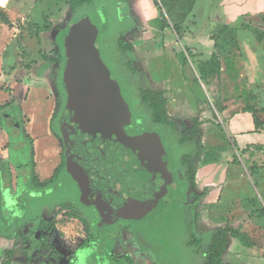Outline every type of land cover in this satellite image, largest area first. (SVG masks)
<instances>
[{
  "label": "rangeland",
  "instance_id": "374dc122",
  "mask_svg": "<svg viewBox=\"0 0 264 264\" xmlns=\"http://www.w3.org/2000/svg\"><path fill=\"white\" fill-rule=\"evenodd\" d=\"M156 1L158 4H161L159 6L161 9L158 10L160 13L162 10V15L166 18L167 23L171 24V21L181 22L183 18L189 19L191 15L189 9L193 5L192 0H168L169 4L167 3V7L165 5L163 6V0ZM168 5L171 7L172 19H170L167 13ZM0 9V13L7 18L9 17L12 22V26H8L3 24L0 18L1 104L8 101L7 99L13 91L11 84H6L8 82L1 80L3 74L16 68L20 64L22 66L36 64L38 61H41L42 53L52 55L51 59L53 61L58 59L59 52L66 54V29H68L69 24L56 37L53 52L43 51L42 44L38 38L39 33L37 28L40 25L43 27L48 26L50 24L49 19L53 16L55 17L52 21L54 27L60 29L66 25L68 18L65 15L66 12L64 9L68 8L65 1L57 3V1L10 0L7 7H0ZM130 10V3H119L117 0H95L92 6L84 7L74 17V20L79 21L85 17H89L98 27L100 37L97 47L101 51L105 63L112 69L113 77L121 83L127 96L126 98H130L132 94L128 79L133 77L136 79V82L140 77L138 91L144 92L151 89L166 93V109L169 119L175 123L178 129L185 130L187 134H183L191 140L188 142L190 147L187 149V153L195 151L197 141L209 148L211 145L213 146L217 142H220L222 140L221 138L227 139L229 136L227 121L222 117V112L220 111L229 103L244 104L240 96L242 88L251 90L256 96L252 104L257 110L258 117L264 120V82L251 87L248 85V77L243 66V58L235 52L234 46L231 43L227 44V51L230 52L227 56L231 57L230 63H233V67L229 70L226 68L223 60L227 51L219 49L217 51V57L220 59V62H216L220 63V66L217 67L216 64L212 63L211 67L204 68L203 77L199 74V65L205 60H199L197 54L192 53L193 57L189 59L187 67H181L178 64L174 54L178 53L182 47L178 41L179 39H175L174 37H172L174 39L173 41L177 40L178 44L175 46V53L172 51L166 53L167 50L164 49L165 56H163V59L148 62L138 60L137 57L133 56V53H127V58L132 61L135 69L127 70L126 72L117 68L118 50L116 42L119 38L118 36L124 35V31L132 28L135 22L129 17ZM69 18L71 19L70 16ZM44 44L45 49L50 47L48 38L45 39ZM53 63L51 79L56 84L58 83L61 66L58 60ZM162 67L165 68V72L161 70ZM145 68L146 72L144 70ZM132 71L134 73L133 75L130 74ZM39 72L40 70H36V78L42 80L44 76L37 75ZM147 74L150 76V79ZM151 81H154V83H150ZM12 82L14 83V81ZM41 86L35 85L36 92L33 97L36 103L33 104L36 107L34 105L31 107L33 109L32 113L34 114V129L36 130L34 135L37 137L36 145L38 146L41 143L49 144L46 153L55 157L60 153L61 146L53 138L46 135L48 129L47 119L49 111L52 108V101L50 97L47 99L44 94L39 93ZM147 96L150 99L155 98L152 94H147ZM23 119L26 122V118L23 117ZM218 121L221 124L218 127L219 129L216 127ZM224 145L225 149L228 150V144L224 142ZM7 146L8 135L0 127V161L7 159ZM37 146L36 150L38 149ZM183 153L184 150L182 148H177L172 153L174 158L172 164L174 168L179 166V160ZM36 158H38V168L39 151L37 152ZM47 163V173L44 175L39 170L40 177H46L50 174L54 162L49 160ZM253 183L256 184L257 189ZM240 186L244 187V189L239 190ZM252 191L259 192L264 196V191L259 183L256 182V177L253 174H251V177H242L240 181L231 180L225 188L223 195L225 196V201H227L234 199L237 195L243 197L249 196ZM6 201L7 204H0V237H6L9 231L14 226L17 227L18 224L17 222L13 224V217L17 213L14 212L12 208L14 205L10 202L8 196ZM169 208V216H164V221L159 224L156 220L154 229L152 228L150 231H147L152 238L151 242L153 244L151 248H148V250L150 249L148 252H153L155 255H158H156L159 257L158 264H204V252L208 247L206 244L209 243L211 235L205 233L197 234L196 230L192 228L190 222L192 220V212L188 206L178 208L173 204H169ZM60 216L64 217L58 222L59 241L68 244V242L71 243V239L78 240L79 236L77 234L80 232L78 225H75L76 223L72 222L65 214L61 213ZM260 217L264 219L263 216ZM259 230L261 231V228ZM190 238L196 239L193 248L192 246H188ZM69 246L70 250H74V245L69 244ZM194 248L198 256L193 254ZM18 250H21V248L18 247L12 253L15 254ZM3 252L7 255V251ZM84 257L86 256L84 255ZM96 261L97 264H108L103 260ZM111 264L124 263L111 262Z\"/></svg>",
  "mask_w": 264,
  "mask_h": 264
},
{
  "label": "flooded vegetation",
  "instance_id": "af4514ba",
  "mask_svg": "<svg viewBox=\"0 0 264 264\" xmlns=\"http://www.w3.org/2000/svg\"><path fill=\"white\" fill-rule=\"evenodd\" d=\"M130 74L133 75V71ZM138 81L133 77L128 79V84L132 94L140 97L142 91H138ZM119 85L122 94L114 114L117 128L131 138L157 134L161 139L155 142L154 135L151 136L149 148L157 149L159 144L155 152L159 162H154L150 169L141 164L134 173H106L103 167L93 168L89 164L78 163L73 174L62 130L68 92L67 103L59 120V135L51 130L53 115L59 107L56 83L57 108L46 135L59 143L61 151L52 156L53 165H57L52 176L48 181L41 182L36 173L38 149L34 138L27 133L34 140L31 144L23 133L22 121L14 111L8 109L0 112L12 123L10 132L6 131V125L1 127L8 135L5 161L10 170L7 176L10 181L2 183L1 192L4 204H7V196L13 203L12 208L17 213L13 217V224L18 223L6 237H0L8 244V258L20 253V257L29 264H97L96 260L108 264H137L136 259L141 257L145 264H158V255L148 252L153 244L147 231L156 226V220L159 224L164 221V216H169V204L178 208L188 206L192 212L198 198L191 180L196 160L186 156L190 154L187 153L189 144L179 146L183 140L191 141L184 135L187 132L178 129L170 119L173 125L160 126L153 122L146 112L135 109L131 95L126 98L120 82ZM177 148H182L184 153L179 166L174 168L172 153ZM64 162L66 168L57 172ZM32 163L35 164L33 174L29 167ZM20 177L24 180L21 187ZM60 211L78 225V240L71 239L68 244L59 241L58 222L64 217L58 214ZM195 242L196 239L190 238L188 246L193 248ZM69 244L74 245V250L69 249ZM18 247L21 250L13 254ZM31 251V256H28L27 253ZM193 254L198 256L195 248Z\"/></svg>",
  "mask_w": 264,
  "mask_h": 264
},
{
  "label": "crops",
  "instance_id": "0c3cea01",
  "mask_svg": "<svg viewBox=\"0 0 264 264\" xmlns=\"http://www.w3.org/2000/svg\"><path fill=\"white\" fill-rule=\"evenodd\" d=\"M128 3L131 8L129 17L135 22L132 28L124 31L122 37L125 43L134 46L133 56L138 60L148 62L163 59L164 49L167 50L166 53L169 51L175 53L174 49L178 44L177 40L173 41L172 37L179 39L181 49L188 48L199 56V60H207L214 51V44L210 38L212 30L218 25H224L238 29V42L248 77V85L251 87L264 82V72H262L264 71V41H260L251 29L245 28L248 26L264 33V0H197L192 14L186 20L181 38L172 29H163L160 11L154 5V0H131ZM67 8L64 9L68 18L66 25L60 29L54 27L52 21L55 17L53 16L49 19L50 29L39 32L38 38L43 51L53 52L56 37L70 23L69 16L71 15L68 5ZM47 38L50 47L45 49L44 41ZM176 54L174 56L177 60ZM46 55L51 56L48 53ZM36 70H40L37 75L44 76L42 80L36 78ZM144 70L146 72V68ZM161 70L166 71L164 67ZM52 71L53 65L41 59L29 66L20 64L1 77L3 82L11 84L13 91L8 101L0 105L16 101L22 106L27 123L26 131L35 142L37 137L33 131L34 114L31 108L33 103H36L33 97L36 92L35 85H42L39 93L44 94L47 99L50 97L52 101V108L47 119L48 129L51 117L57 108L56 87L51 79ZM147 76L150 79L148 74ZM150 83L153 84L154 81ZM243 108L242 103H229L225 105L221 113L227 121L229 136L227 139L221 138L220 142L209 148L225 147L224 142L227 143L228 150L222 154L223 161L206 165L197 164V162L195 164V189L198 198L192 210L190 222L197 234L205 233L211 236L227 228L241 229L248 235L253 246L245 247L231 233H228L227 250L223 254L224 262L227 264H264V219L260 217V210L264 208V196L252 191L249 196L237 195L234 199L225 201L223 195L231 180L240 181L242 177H251V174L256 177V182L264 191V128H256L254 117L244 112ZM219 126L221 124L218 121L217 129ZM36 162L38 166V158ZM56 166L51 167L50 174L46 177H40L39 167L36 169L41 182L50 179ZM253 185L256 187L255 183ZM241 189L244 187L240 186L239 190ZM7 248L8 244L5 240L0 239V264H29L27 261L24 262L20 253L13 258H8L3 252ZM136 263L145 264V261L140 257L136 259ZM30 264L38 263L31 262Z\"/></svg>",
  "mask_w": 264,
  "mask_h": 264
},
{
  "label": "trees",
  "instance_id": "16d2710c",
  "mask_svg": "<svg viewBox=\"0 0 264 264\" xmlns=\"http://www.w3.org/2000/svg\"><path fill=\"white\" fill-rule=\"evenodd\" d=\"M54 1H65L66 4L68 5L69 9H70V15H71L70 22L71 23H69V26H68L69 31H68V29H66V36L67 37L75 36L77 39H79L78 35H76L74 33V30L78 26L89 24V29L92 32L97 33L94 46H95V49L98 50L97 43H98V40L100 37V32H99L98 27L92 22V20L89 17H85L79 21L74 20V17L82 9H84V7L92 6L94 4L95 0H54ZM117 1L119 3H128L131 0H117ZM192 1H193V5L189 9L190 14H192V11L194 9V6H195V3L197 0H192ZM167 3L169 4L168 0H163V2H162L163 6L165 5L166 7H167ZM154 5L158 9H161L159 7L161 4H158L156 0H154ZM167 13L170 16V19H172L171 7L169 5H168ZM160 15H161V21H162L163 29L170 28L173 30V32L178 37H181V33L184 32V25H185L187 18L186 19L183 18L181 22L180 21H175V22L171 21V24H170V23H167L166 18H164V16L162 15V10H161ZM0 18H1L3 24L8 25V26H12V22H11L9 17L7 18L5 15L0 13ZM245 28L251 29L252 32L254 33V35L260 41H264V33L262 31L250 28L248 26H246ZM49 29H50V27L47 25L45 27L39 26L37 28V31L39 33V32L44 31V30L48 31ZM118 37L119 38L117 39V42H116L117 50H118V52H117L118 53V61L116 63V66H117V68L121 69V71L127 72V70L133 69V63L130 59L127 58V53H133L134 52V46L132 44L125 43L122 36H118ZM210 38L214 44V51H213L212 55L207 60L203 61L202 64L200 63L199 74L201 77H203V69L206 67H209V66L211 67L212 63L216 64L217 67L220 66V63H218V62H220V59L217 57V51L219 49H221L222 51H227V47H228L227 44H229V43H231L234 46L235 52L237 54H239L241 58H243L241 55V52H240V45L238 42V29L231 28V27L224 26V25H218L212 30ZM98 52H99V61L104 66V68L107 70V72H108V74H109V76L113 82L114 99H113V103H112V119H113L114 124L116 125V122L114 120V114H115V110L117 109V104H118L119 100L121 99L122 93H121L119 81L113 77L112 69L105 63V61L101 55V52L99 50H98ZM229 53L230 52L227 51V53L225 54V58L223 60V63L228 70L233 67V63L232 64L230 63L231 57L227 56ZM51 56H48L46 54H42L41 58H42V60L50 63L51 65H54L53 62L58 60L60 63V66H61L60 73L58 76V83H57V91L59 94L58 95L59 107H58V110L53 115V118L51 121V130L56 135H59V132H60L59 120L61 119L63 109L67 103V90H66V84H65L66 83L65 74H66V70H67L66 66H67L68 53L64 54L63 52H59L58 59L54 60V61L51 59ZM191 57H193V55H192V52L190 51V49H188V48L180 49L179 52L176 54L178 64L182 67H185L188 65L189 59ZM216 61H218V62H216ZM147 94H152L153 97H155V98L150 99V98H148ZM165 95H166V93L164 91H156V90H149L148 89V91L142 92V95L140 97H138L134 93L131 94L130 99H132L133 103L135 104L136 110L146 112L145 114L147 115V117L152 119V121L155 122L156 124H159L160 126H162L163 124L164 125H166V124L173 125V123L169 122V117H168L167 109H166L167 99L165 98ZM240 96L243 99V103H244L243 111L252 114V116L254 117L256 128H264V120H262L258 117L257 110H256L255 106L252 104V102L255 100L256 96L253 94V92L251 90H248L246 88H242ZM8 109H11L12 111H14V113H16V117L20 121H22L23 133L30 140L31 144H33L34 140L31 139V137L27 134L26 129H25L26 122L23 119L24 115H23V111H22L20 104L16 101H12L8 104L0 105V112L2 110H8ZM224 109H225V107H223L220 112H222ZM0 127H3V124L0 123ZM116 127H117V125H116ZM153 135H154L155 142H157L158 140L161 141L160 137L157 134H153ZM153 135L143 134L141 136H138V137H135L132 139H142V140L145 139L146 141H149L150 143H152L151 136H153ZM129 138H131V137H129ZM186 144L187 145L189 144L187 142V140H183L179 143V146L182 147L183 145H186ZM196 146L197 147H196L195 151L186 155L187 158H192L193 160H196L197 163L202 164V165H206V164H210V163H220L223 161L222 154L226 151L225 147L207 148V147L203 146V144L201 142L199 143L198 141L196 142ZM234 160H236V158ZM29 167H30L31 173L33 174L34 173L33 168L35 167V164L32 163L31 166H29ZM62 168H64V169L66 168L65 162L57 172H59ZM192 173L193 174H192L191 180H192V184L195 187V180H196V178H195L196 177L195 165H194ZM9 174H10V170L8 168V163L6 161H0V204L3 203L1 185L5 181H10V177H7ZM260 214H261V216L264 217V208H262L260 210ZM228 233H231L232 236L237 238L245 247L250 248L253 246V244L250 242L248 235L246 233L242 232L241 229L227 228L225 230H221L220 232L212 235L209 243L206 244V246H208V247L204 252V256H205V263L204 264H227L223 260V254L227 250L226 243H227ZM32 251L27 253L28 256H31ZM40 264H43V263H40Z\"/></svg>",
  "mask_w": 264,
  "mask_h": 264
},
{
  "label": "water",
  "instance_id": "95a60500",
  "mask_svg": "<svg viewBox=\"0 0 264 264\" xmlns=\"http://www.w3.org/2000/svg\"><path fill=\"white\" fill-rule=\"evenodd\" d=\"M74 33L79 39H66L68 103L62 121L70 171L74 174L78 163L103 167L106 173H134L141 164L150 169L159 162L155 153L159 144L157 149H150L149 141L129 138L114 124V87L94 46L97 33L89 29V24L78 26ZM0 123L11 131L12 123L3 113ZM22 181L20 177V187Z\"/></svg>",
  "mask_w": 264,
  "mask_h": 264
},
{
  "label": "bare ground",
  "instance_id": "6f19581e",
  "mask_svg": "<svg viewBox=\"0 0 264 264\" xmlns=\"http://www.w3.org/2000/svg\"><path fill=\"white\" fill-rule=\"evenodd\" d=\"M10 0H0V7H7ZM36 113V112H35ZM44 113V112H42ZM38 119V118H37ZM34 129V128H33ZM34 132L36 133V130L34 129ZM49 148V144L41 143L38 145V151H39V170L42 171V173L45 175L47 173V161L54 162V157L50 156V154L46 153V149ZM56 163V162H55Z\"/></svg>",
  "mask_w": 264,
  "mask_h": 264
}]
</instances>
